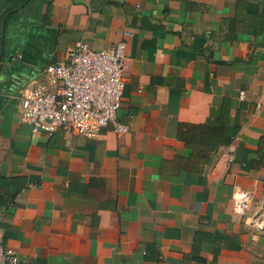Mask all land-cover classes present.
I'll return each mask as SVG.
<instances>
[{
    "label": "crops",
    "instance_id": "0c3cea01",
    "mask_svg": "<svg viewBox=\"0 0 264 264\" xmlns=\"http://www.w3.org/2000/svg\"><path fill=\"white\" fill-rule=\"evenodd\" d=\"M23 1L0 0V225L22 264H264V34L235 0ZM123 39L128 130L34 134L21 91L77 41ZM223 104L215 152L178 136Z\"/></svg>",
    "mask_w": 264,
    "mask_h": 264
},
{
    "label": "built area",
    "instance_id": "2783aa9c",
    "mask_svg": "<svg viewBox=\"0 0 264 264\" xmlns=\"http://www.w3.org/2000/svg\"><path fill=\"white\" fill-rule=\"evenodd\" d=\"M128 42L94 49L80 40L69 48L64 59L47 65L38 79L20 93L22 120L36 133L54 134L62 129L85 136L96 135L113 122L118 131L129 126L118 121L129 64ZM234 158L229 153V159ZM233 210L243 215L252 202L249 189L236 187ZM260 227L263 223H260ZM0 264H22L18 252L2 239Z\"/></svg>",
    "mask_w": 264,
    "mask_h": 264
},
{
    "label": "trees",
    "instance_id": "16d2710c",
    "mask_svg": "<svg viewBox=\"0 0 264 264\" xmlns=\"http://www.w3.org/2000/svg\"><path fill=\"white\" fill-rule=\"evenodd\" d=\"M27 0L23 1L18 6L23 5ZM236 12L239 22L243 23V29L248 32H253L256 35L264 34V14L256 9H251L247 0H235ZM230 109L229 104H223L221 111L223 118L220 117L218 121H209L205 124L187 127H182L178 130V136L186 141L189 145L205 143L209 150L216 151L220 145L230 141L228 124L225 120V113ZM206 152L198 151V155L204 156ZM208 154V153H207ZM207 161H211V156H207Z\"/></svg>",
    "mask_w": 264,
    "mask_h": 264
}]
</instances>
